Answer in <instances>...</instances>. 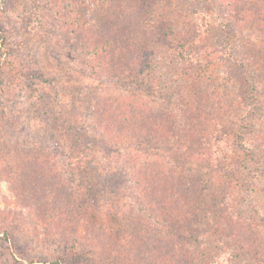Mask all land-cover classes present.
<instances>
[{
    "label": "rangeland",
    "instance_id": "374dc122",
    "mask_svg": "<svg viewBox=\"0 0 264 264\" xmlns=\"http://www.w3.org/2000/svg\"><path fill=\"white\" fill-rule=\"evenodd\" d=\"M178 15L193 19L196 37L189 25L170 38ZM0 25L9 57L0 71V264H192L181 258L189 251L195 264H264V0H0ZM182 90L205 100L188 137L191 162L180 164L196 176L191 224L162 195H138L147 156L113 142L120 118L102 109L118 96L127 116L136 101L135 113L158 123ZM229 91L251 152L232 137L240 129L217 120ZM65 120L78 121V145L53 136ZM25 175L36 176V192Z\"/></svg>",
    "mask_w": 264,
    "mask_h": 264
},
{
    "label": "trees",
    "instance_id": "16d2710c",
    "mask_svg": "<svg viewBox=\"0 0 264 264\" xmlns=\"http://www.w3.org/2000/svg\"><path fill=\"white\" fill-rule=\"evenodd\" d=\"M174 11L176 10L174 9ZM187 16L181 15V18L179 17V15L177 16V18L171 17V22H170V32H171L170 38L171 39H172L171 35L174 34V28L179 30L181 34L183 33L184 35H186V33L188 32L189 25H193L195 28L194 36L196 37L198 35V28L196 27V25L193 24L194 23L193 19H191L189 16L188 18ZM164 18H170V17H164ZM181 20L183 21L182 25H180ZM3 30H4L3 26L0 25V71L9 58L7 57L8 55H7V52L5 51L8 43L3 33ZM190 38L192 39L193 37H189V39ZM143 53L145 52L143 51L139 55L144 57ZM123 56H126V54H123L120 58L122 59ZM107 63H110V61L107 60ZM181 93L182 95L178 93V98L180 99V102H179V105L177 104L178 106H176L175 109L173 110V114H172V110L171 112H168L166 116L163 113L162 118L164 117L165 118L162 122H158V123L153 122V121L150 122V120L146 121V119H142L143 117L140 116L138 113H135L138 110V107H137L138 104L136 101H134V103L128 107V108H131L128 110V112H131V114L130 116H127L128 113L122 112L124 107L121 104H119L118 96L115 97L114 99H111V101L113 100L112 104L110 102H107V100L103 101L104 105L102 106V109L105 112V114L108 112L110 113V115H116L117 118H120L119 119L120 122L118 119H116L117 122L115 123V126H119V128L117 129L115 133L112 132L115 138L113 142L116 143L117 141H119L120 143V144L118 143L119 145H122L123 143L125 145L129 144L131 147H133L134 151L139 152L142 156H145V157L147 156L148 164H143L141 168L139 169V171L138 172L136 171L137 173H139V176H138L139 183L138 181L135 180V183H137V187H138L137 188L138 195L141 193L140 196L142 195L148 196V192H151V191L155 193L157 196L162 195L163 205L170 211L174 212L173 217L175 216L177 220H179L183 224H191V223H194L197 220V218H199L200 216V212H197L198 207H195V205H192V199H191V197L194 196L196 192L194 191V189L197 190V186H194V182L196 181V176H194L195 174L194 173L192 174L189 170L186 171V169L181 168L180 164L181 163L188 164L191 162L190 161L191 154L193 152L190 148H191V145H194V144L192 143L190 139V145H188V142H189L188 137L190 138L191 134L195 135L199 128V125H200L199 117L202 116V114H198L195 111L197 110L196 105L199 106L205 100L203 99V97H199L201 96L200 94L195 96L189 92L185 93V91L183 90ZM227 95L229 97V102L226 104V110H228V115L225 116L224 119H217V118L216 119L218 121L221 120L222 126L225 129L231 131L232 133H234L233 132L234 127H237L238 129H240L241 127L249 128L247 126L243 127V126L237 125V124H240V122L237 121L238 117L244 116L242 115L244 112V109H241V108L237 109V106H235L237 104V101L231 98L234 95L232 92L229 91ZM163 96H165V99L167 100L169 104L170 103L173 104L172 96H175L173 91H169V90L165 91ZM114 106H115V109H114ZM70 114H72V111H70ZM205 117H204V120H205ZM75 122L76 123L73 122V124H71L70 120L69 121L65 120L60 125L56 123L55 124L53 123L51 125L53 130L55 131L53 136L57 138V143L60 142V140L63 138L69 144L74 145L75 143L76 145H78L80 141L79 138L82 135L75 132L76 130L75 124L78 125L77 123L78 121L75 120ZM156 123L158 124V126ZM173 124H174V127L179 128L178 133L182 136H185L186 138L175 135L174 132H176V129L171 130L168 127ZM108 137L110 138V134H108ZM232 137H235V138L239 137V142H240L239 144L241 145V148H240L241 151H245V152L252 151L253 147L252 145H249V141L246 140L244 142V138H245L244 131H241L240 129V131H238L236 135H232ZM168 141L174 142V143L166 144L168 143ZM105 144H111V141L109 143L105 142ZM105 146H108V145H105ZM74 153H76L78 156V153L76 152V150H74ZM161 158H163L164 160H162ZM249 160H251V164L253 163L260 164L259 158L257 155H255V153L249 156ZM237 164L238 163H235V165ZM124 167L125 165H122V168ZM158 168H160L161 171L166 170L165 172L167 173L166 178H163L161 177V175H159V173L157 172ZM214 171L215 170L211 171V173ZM144 173L146 175H143ZM29 175H25L21 179V181L23 182L24 185L29 184L30 187L33 186L34 188L32 190L33 192H36L37 191L36 185L38 184L36 180V176L30 177ZM200 175L201 174H199V176ZM169 182H171L173 185V190L177 197V200H176L177 205L175 203L168 204V202L170 201L167 199L166 196L169 190L168 189L170 185ZM235 188H237V186H235ZM148 189L150 190L148 191ZM30 194L33 197L38 196V194L37 195H33L32 193ZM137 199H139V197H137ZM151 206H152V202H151ZM185 212H187V214H185ZM178 234L181 240L187 238V237H183L184 235H182L181 233H178ZM192 238L194 239V237ZM130 247L129 248L127 247V249L124 248L123 250L119 251V253L117 254H120L121 257L128 255L132 250V249L130 250ZM182 254L183 255L181 258L183 261L188 262V263L190 261L192 264H195L196 255L195 257H193L190 254V251L188 254H186V252ZM177 262L180 263V260L178 259ZM204 263L205 261L200 262V264H204ZM21 264H25V263L21 262ZM29 264H34V263L30 261ZM49 264H66V263L63 261L61 256H55L49 262ZM149 264H152V263H149Z\"/></svg>",
    "mask_w": 264,
    "mask_h": 264
}]
</instances>
